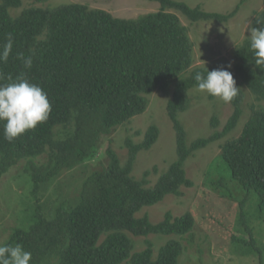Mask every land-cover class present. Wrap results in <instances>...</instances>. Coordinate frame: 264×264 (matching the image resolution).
I'll return each instance as SVG.
<instances>
[{
    "label": "trees",
    "instance_id": "obj_1",
    "mask_svg": "<svg viewBox=\"0 0 264 264\" xmlns=\"http://www.w3.org/2000/svg\"><path fill=\"white\" fill-rule=\"evenodd\" d=\"M24 1L0 0V47L8 33L13 36L9 58L0 62V77L7 82V77L25 73L31 83L47 93L51 112L46 121L12 142L3 138L0 122V177L21 159L29 158L27 171L37 206L32 222L26 228H16L5 245L20 244L31 253L30 264H179L183 253L180 240L168 241L155 256L151 243L134 251L128 233L183 236L194 229L191 213L173 217L168 212L158 223L137 213L169 194L180 195L182 186L192 185L186 160L237 126L245 97L239 90L232 100L235 109L223 131L188 145L178 115L189 107L188 92L197 87L195 73L206 67L185 75L194 62L193 43L187 26L169 9L183 12L192 21H227L235 12H210L180 0H152L160 2V9L138 18L117 17L81 3L32 6L14 16L11 9L21 7ZM258 20L264 23V9L254 20V27L260 26ZM17 53L31 56V68L23 66ZM235 57V75L264 100V68L255 65L249 38L236 48ZM173 85L167 110L177 131L178 158L155 185L146 186L150 171L141 180L132 175L139 152L158 140L160 130L152 125L143 142L127 141L129 158L125 164L109 147L107 164L87 176L77 204H60L53 217H46L38 203L44 184L65 169L95 159L100 154L102 135L144 113L148 94L168 91ZM70 125L73 130L65 138H57V128ZM46 153L47 162L32 161ZM221 159L226 173L248 193L257 195L264 210V109H256L241 134L225 142ZM243 220L250 230L244 215Z\"/></svg>",
    "mask_w": 264,
    "mask_h": 264
},
{
    "label": "rangeland",
    "instance_id": "obj_2",
    "mask_svg": "<svg viewBox=\"0 0 264 264\" xmlns=\"http://www.w3.org/2000/svg\"><path fill=\"white\" fill-rule=\"evenodd\" d=\"M192 7L200 6L210 12L229 14L227 21L215 19L192 21L183 12L176 13L187 26L193 43L194 62L190 70L207 67L211 70L222 66L230 71L236 86L244 94L243 115L237 126L221 138L196 150L186 160L187 177L191 186H182L181 194H169L161 202L146 206L138 217L148 215L153 223L162 221L168 212L173 217L191 213L195 219L194 229L183 236L150 234L148 236L128 235L134 242V251L153 245L155 256L168 241L177 239L183 244L179 264H264V210L260 209L259 198L248 193L223 169L221 154L226 141L238 137L246 122L256 109H264V100L259 99L251 89L235 75L236 48L249 38V28L264 9V0H180ZM69 3H81L92 9H104L114 16L138 18L160 9V2L152 0H25L19 8L11 9L19 15L29 7L54 8ZM174 85L168 91L155 90L148 94L149 103L144 113L119 125L111 134L101 136L100 154L86 164L65 169L52 181L44 184L38 203L46 217H53L60 204H77L84 180L93 169L107 164L106 150L111 147L118 154L122 164L129 158L127 141L141 143L148 129L156 125L159 130L157 142L148 150L139 152L132 175L141 180L150 171L147 187H153L159 176L177 160V131L167 110L173 96ZM189 107L180 112L179 120L187 133V143L208 137L224 130L235 106L224 103L216 97L194 87L189 90ZM217 121L214 124V121ZM73 126H59L57 138H65ZM48 153L33 158L38 164L48 161ZM29 158L21 159L0 177V245H5L16 228H26L32 222L37 208L32 195L33 180L27 168ZM244 202V203H243ZM243 215L247 221L244 224ZM246 243H245V242Z\"/></svg>",
    "mask_w": 264,
    "mask_h": 264
},
{
    "label": "clouds",
    "instance_id": "obj_3",
    "mask_svg": "<svg viewBox=\"0 0 264 264\" xmlns=\"http://www.w3.org/2000/svg\"><path fill=\"white\" fill-rule=\"evenodd\" d=\"M259 27H250L249 47L255 65L264 68V23L257 21ZM13 36L8 33L6 42L0 47V62H6L12 52ZM25 68H31V56L17 53ZM197 89L216 97L224 103H230L238 94L239 88L233 75L226 68L209 70L194 75ZM0 77V122L3 123V138L8 142L34 129L38 123L48 119L51 104L47 93L35 83H31L25 73L15 77ZM31 253L20 244L0 245V264H30Z\"/></svg>",
    "mask_w": 264,
    "mask_h": 264
}]
</instances>
